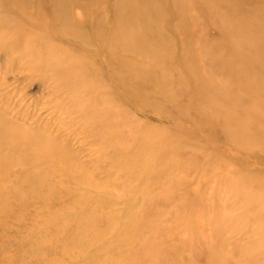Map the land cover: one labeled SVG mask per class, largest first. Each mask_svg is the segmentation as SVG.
<instances>
[{
    "label": "rangeland",
    "instance_id": "rangeland-1",
    "mask_svg": "<svg viewBox=\"0 0 264 264\" xmlns=\"http://www.w3.org/2000/svg\"><path fill=\"white\" fill-rule=\"evenodd\" d=\"M200 1L215 21L192 0L78 9L106 23L88 28L102 42L79 44L51 0H0V175L14 182L34 166L48 177L25 210L0 209V264H112L131 219L144 220L150 247L131 243L143 264H264V0ZM151 144L164 156L157 170L142 169L141 153L119 159ZM36 146L65 164L36 160ZM87 215L102 219L85 233Z\"/></svg>",
    "mask_w": 264,
    "mask_h": 264
},
{
    "label": "bare ground",
    "instance_id": "bare-ground-1",
    "mask_svg": "<svg viewBox=\"0 0 264 264\" xmlns=\"http://www.w3.org/2000/svg\"><path fill=\"white\" fill-rule=\"evenodd\" d=\"M8 2L9 5L16 4V5H20L21 0H6ZM200 0L199 1H193L192 0V6L195 8L197 7V17H201V18H205L207 21L208 20H213L215 21V17L213 16L212 13H205L202 9L203 7L200 4ZM222 2V0H221ZM233 4H238L240 3L239 0H232ZM199 3V4H198ZM223 3V2H222ZM221 4V3H220ZM222 5V4H221ZM226 4H223V6ZM50 6L52 7V10H49L50 14L52 15H57L58 17V24L61 26L62 29H71L73 31H78V33L76 34V38L74 39V43H81V42H86V40L90 39L88 38L89 36L87 35L88 33V28H95V30L97 32H102L99 31V29H104L106 26V23L102 24H98V23H94L97 21V18L94 20V22L90 21V18L87 19H81L78 18V14H80L79 12H76V10H82L83 13L85 12V15H90L91 11L94 14L96 13V10L99 11L100 9H102V11H104L103 9H105L106 7L108 8H112V0H51ZM222 6V8H223ZM227 6V5H226ZM117 9H114V11L116 13H126L129 12L131 10L130 6H124L123 4H118L116 6ZM76 14V15H73ZM204 14V15H203ZM189 18L187 16H182V20L186 21ZM221 22L217 23L218 25V31H221V34L219 33V37H223L225 38V32L228 31L224 25L222 24L220 26ZM89 34V33H88ZM94 38V37H93ZM90 39L89 41L92 42V40L94 41H103V39H101V36L98 37L97 39ZM86 39V40H85ZM100 42V43H101ZM109 48V46H108ZM226 49H229L232 52V58L236 59L237 56L234 52V49L227 45L225 46ZM93 52V51H92ZM98 51L95 52V55H98ZM242 53V52H241ZM240 53V55H241ZM66 61V60H64ZM61 63L63 61H59L57 60V58H55L53 60V63ZM66 63H69V61L67 60ZM49 65V63H47ZM256 62L254 60H247V62L244 64L245 67L246 66H255ZM65 73H63L64 75ZM264 75V72L261 74V76ZM126 80V78H124ZM77 80V78L73 79V81ZM131 81H135L138 85V87L140 88V92L144 91L147 89V84L143 81V79L141 78H132L129 79L128 81L126 80V82L129 83V85H131ZM212 87L215 89L216 86L212 85ZM196 94L198 95L199 92L197 91ZM143 105H150V102H143ZM196 115H200V112L198 109H196ZM111 116V114L109 115ZM238 117H241L240 114H238ZM196 123L201 122L200 119L195 117L194 120ZM248 121L251 124H254L255 121L252 120L250 117L248 119ZM103 133L105 135L109 134V128L103 129ZM103 135V138H101V141L104 142V140H106L105 135ZM153 143L158 144V150H162L163 147L165 146L163 141H160V138L154 139L152 140ZM155 144H151V148H150V152L142 151V147L141 148H134L133 150L131 149H126L125 150V156L124 157V152H121V157L119 159H126V162H134L135 160H133V156L141 153V157L144 158L143 162L141 163L142 169L146 170L148 169V171L150 172L151 170H157L158 167L160 166V161L164 158V156L162 154H157L155 153V150L157 149V146ZM56 152L51 153L49 150L47 151L46 149L40 148V147H35L34 149V154L30 155L35 158L36 160H39V158H42L43 162L45 163L46 158H56L59 161H63V164H65V159L58 156L57 154H55ZM38 156H36V155ZM29 155V153H26L25 156ZM62 163V162H60ZM137 165V164H136ZM37 169H39L38 167H36ZM35 169L34 166L28 167L24 172H23V177L21 178V180H15L14 182H12L10 179H8L7 177H5L4 175H0V185H6L5 188L0 187V209H2L3 211L6 210V208L8 207V202L9 201H14V206L16 207H23L25 204V202H29L32 199L35 198H42V195L40 194L42 190V187L44 188V186L47 185L48 183V177L44 176L46 170H37ZM70 174H72V176H74V178L76 180H78L81 183H87V178L82 176L81 171L79 169L77 170H73L72 172H69ZM74 173V174H73ZM78 176H81L83 178L82 180H79ZM127 179V178H126ZM20 181V182H19ZM17 183V184H15ZM88 185L91 186H96L95 184H91V183H87ZM98 195L96 196L99 202L103 203L106 201L105 197L103 195H100L99 193H97ZM95 196V194H94ZM95 198V197H94ZM94 201V199H93ZM117 201V200H114ZM23 209L25 210V208L23 207ZM88 220L85 222V227H84V232L86 233L87 231L91 230L92 227L99 221V218L102 219V217H97V218H93V216H88ZM145 233V229H144V220H134L131 219V221H128L126 224H124V227L120 230V234L117 237V239L115 240V244H114V254L117 256L116 260H112L113 263L112 264H143V262L141 261V255H136L137 251L133 252V248L131 246V243L135 240V239H140L143 242V245H145L146 247H150V243L147 242V239H141L140 237ZM108 248V247H107ZM100 252V251H98Z\"/></svg>",
    "mask_w": 264,
    "mask_h": 264
}]
</instances>
